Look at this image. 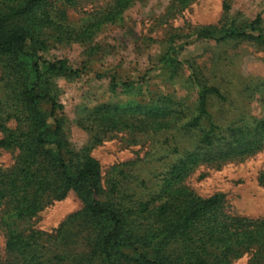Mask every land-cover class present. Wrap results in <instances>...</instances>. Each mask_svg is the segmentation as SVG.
I'll return each instance as SVG.
<instances>
[{
    "label": "rangeland",
    "instance_id": "rangeland-1",
    "mask_svg": "<svg viewBox=\"0 0 264 264\" xmlns=\"http://www.w3.org/2000/svg\"><path fill=\"white\" fill-rule=\"evenodd\" d=\"M51 2L48 45L40 55L79 70L76 75H49L43 85L60 105L53 116L62 120L66 147L77 154L66 156L72 168L87 153L99 161L105 188L111 180L120 182L117 197L123 202L137 207L153 201L131 222L149 236L155 232L150 223L157 203L223 193L218 211L202 222L204 232L214 228L208 250H223L233 241L232 250L243 251L231 264H261L254 250H264V242L237 244L239 235L233 232L253 229L259 223L254 221L264 220V44L223 35L256 17L264 35V0H128L120 11L117 0ZM209 26L217 30L214 37L193 41L197 31ZM11 61V56L0 55V115L11 114L5 125L15 129L26 116L16 97L25 77ZM198 84L215 86L222 99L209 96L207 114L197 125L186 126L198 115ZM43 110L47 123L54 125L50 106L44 104ZM211 127L214 146L200 141ZM239 128L258 147L221 155L224 143L234 139L232 130ZM4 135L0 129V138ZM184 152L196 154L189 169L177 183L163 180ZM17 154V149L0 148L1 173L10 171ZM82 206L70 190L36 215L16 217L0 199V262L8 255L4 222L17 232H42L36 239L38 250L87 257L99 242V229L88 233L83 228L84 217L77 214ZM73 215L62 237L57 230ZM166 245L179 264L211 260L181 240ZM137 246L147 255L153 250Z\"/></svg>",
    "mask_w": 264,
    "mask_h": 264
},
{
    "label": "trees",
    "instance_id": "trees-1",
    "mask_svg": "<svg viewBox=\"0 0 264 264\" xmlns=\"http://www.w3.org/2000/svg\"><path fill=\"white\" fill-rule=\"evenodd\" d=\"M127 1L117 0V10L125 7ZM51 10V0H0V55L11 56L13 69L24 72L25 83L20 86L16 97L25 107L26 115L25 121H21L22 126L15 129L5 125V120L11 114L6 118L0 115V129L5 133L0 138V148L18 150L10 171L0 172V199H4L11 215L32 217L45 205L64 198L71 190L83 204L77 213L81 218L84 217L83 228L89 233L91 229L97 231L98 227L99 242L93 244L87 257L75 254L76 257L70 258V254L63 256L57 252L48 254L46 250H38L36 247V239L42 232L32 229L27 234L17 232L11 224L4 222L5 249L8 255L0 264H179L174 250H166L170 240H181L188 246H196L198 253L211 258L210 261L197 259L189 264H231L232 259L243 250H232L233 241L223 250H208L215 238L211 234L214 228H207V232L201 229L207 216L218 211L225 199L223 193L208 197H185L181 202L175 199L157 203L153 206L150 223L155 225V232L149 236L146 232L132 228L131 222L137 221L136 215L144 213L153 201L147 200L137 207L123 202L117 197L120 182L111 180L105 188L99 161L87 153L82 155V162L74 169L68 163L66 156L77 154L70 152L62 139V120L53 116L60 105L43 85L49 75H76L79 70L67 68L62 59L48 60L40 55V51L48 45L46 30L51 23ZM259 23L260 18L256 17L240 29L225 30L223 36L241 37L264 44ZM216 31L211 26L205 27L195 33L193 41L214 37ZM192 71L194 75L193 68ZM198 85V115L192 117L186 126L197 125L201 116L207 114L209 96L222 99V94L215 86ZM44 104L50 106L49 115L53 116L54 125L46 121ZM214 131L215 127H211L200 141L212 146ZM231 134L234 139L224 143L226 150L221 151V155L242 154L258 147L257 140L243 129H234ZM195 158L196 154L184 152L172 163L163 180L177 183ZM75 218L73 215L62 222L57 231L63 232L67 224L65 222ZM254 222L259 223H253V229L245 227L233 232L239 235L235 238L237 244L264 242V220ZM246 228L248 231H245ZM66 232L62 233V237ZM229 237L233 238L232 235ZM138 243L152 246L151 254L139 250ZM254 254L264 264V250H254Z\"/></svg>",
    "mask_w": 264,
    "mask_h": 264
}]
</instances>
